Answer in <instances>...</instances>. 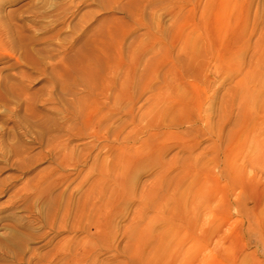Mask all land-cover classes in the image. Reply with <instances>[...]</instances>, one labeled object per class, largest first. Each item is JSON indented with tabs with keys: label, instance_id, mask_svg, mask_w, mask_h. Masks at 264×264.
<instances>
[{
	"label": "rangeland",
	"instance_id": "374dc122",
	"mask_svg": "<svg viewBox=\"0 0 264 264\" xmlns=\"http://www.w3.org/2000/svg\"><path fill=\"white\" fill-rule=\"evenodd\" d=\"M256 190L264 0H0V264H225Z\"/></svg>",
	"mask_w": 264,
	"mask_h": 264
},
{
	"label": "bare ground",
	"instance_id": "6f19581e",
	"mask_svg": "<svg viewBox=\"0 0 264 264\" xmlns=\"http://www.w3.org/2000/svg\"><path fill=\"white\" fill-rule=\"evenodd\" d=\"M67 164L70 165L71 161L68 160ZM148 193L149 194L147 195L144 194L145 199L150 198L151 190ZM254 193L255 195L253 196V199L255 201V208L258 209V215L260 217V222L258 223L260 236L258 237L257 248L250 252L247 251L246 247L249 245L248 241L246 240V238L241 237L240 242L236 241V244L234 243V241L232 242V245L229 248L230 252L225 255V259L227 261V263L225 264H264V219L262 216V214H264V197L263 193H258L257 190ZM190 222L191 224H188V226H190V230L193 231L195 224L192 221ZM61 226L64 227V224L62 223ZM142 233L143 231H141V235ZM157 254L158 255L156 256V259L158 260V264H198L201 261H206V257L203 255H184L178 249L170 252L167 247H163L162 250L159 251ZM211 256L214 255L211 254ZM146 264H150V262H147Z\"/></svg>",
	"mask_w": 264,
	"mask_h": 264
}]
</instances>
